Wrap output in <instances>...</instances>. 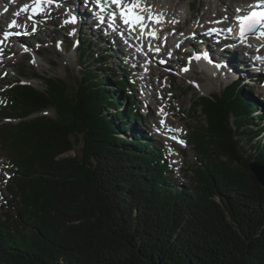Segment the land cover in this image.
Listing matches in <instances>:
<instances>
[{
    "label": "trees",
    "instance_id": "trees-1",
    "mask_svg": "<svg viewBox=\"0 0 264 264\" xmlns=\"http://www.w3.org/2000/svg\"><path fill=\"white\" fill-rule=\"evenodd\" d=\"M97 45L81 34L85 71L74 85L23 72L1 88L0 151L17 213L0 215V264H264V187L249 169L264 165V99L235 79L196 96L199 125L187 138L198 162L181 186L163 145L136 132L126 67Z\"/></svg>",
    "mask_w": 264,
    "mask_h": 264
},
{
    "label": "rangeland",
    "instance_id": "rangeland-1",
    "mask_svg": "<svg viewBox=\"0 0 264 264\" xmlns=\"http://www.w3.org/2000/svg\"><path fill=\"white\" fill-rule=\"evenodd\" d=\"M17 1L20 5H17L12 9L13 13L9 18L7 15L3 16V20L0 23V29L8 30L10 27L9 23L14 19V16L15 18L18 17L15 14L20 12L21 7L23 6L24 8V6L27 5V9H29V5L35 2V0ZM130 1L131 0H125V3ZM153 1L155 5L164 2V0ZM251 1L254 2V0H227L225 6H222L221 9L223 13L222 16L215 17V13L212 14L213 17L206 16V26L203 23H199L202 14H204L207 9V3H205V0H179L178 10L180 16L178 17V20L180 22H175H178L180 25L178 28L181 32L177 33L176 29L178 30V28H172L173 30H170V34L172 35L170 38L174 43V47L176 46V49L178 50L174 52L170 50V52H168H172L170 55L174 57L167 62H165L167 59L164 60L157 57V62H153V65L155 64L153 70L140 68L139 71V65L140 67L141 65L148 66L147 63H145V65L139 63L137 67V63H134L130 54L136 52L137 55L139 54L140 57H144L143 59H145V52L141 50L140 45L128 42L129 40L127 39L122 40L121 37H119L120 34H115V36H113V33H106V27L104 25H100V30L99 26L96 25L98 23L95 21H93L95 25L86 24L90 23L88 20H90L91 17L93 18L92 20L98 19L93 13L96 9H94L92 4L89 5L90 3L88 0H85V2H83V0H53L52 5L47 7L46 10H41L42 12L38 15L39 17L34 20L36 23H31L30 31L25 28V25H21L22 23H19V26L13 29L14 31L12 30L16 36H19L17 34L22 33V35H20V38L22 39L7 40L5 39V36L0 33V43L5 40L8 42V44L6 43V45L2 46L0 51V102L3 101L1 88L5 82L16 80L23 72H29L28 75H31L33 72L39 74L48 73L50 76L63 77V79H66L73 85L79 82L85 71V66L81 65L78 47L81 43V34H85L87 38H93L97 41V47H101L102 50H108V54H110V66L118 67L119 64H121L126 67V72L130 74V78L133 80L132 84H134V86H132V89L136 93L135 99L137 100L138 105L136 107L138 116L137 120L134 121L136 132L143 138H152V140H156L163 145V149L167 156V166L174 175L173 180L181 186L190 187V179L193 174L192 169L198 160L196 157V150L188 141L187 136L193 130V126L199 125L200 118L194 115V111L191 109L193 108L192 106L196 96H208L222 93L229 82L235 79L243 80L241 86L247 83L254 88V94L250 99H253L254 97L259 100L262 98L264 99V82L259 80L260 77L257 76L258 74L256 75L254 74L255 72H252V68H255L253 65H250L247 61L243 60L241 62L242 66H240L241 71L236 73L230 72L232 69L229 67L227 69L222 68V64L217 60L219 52L228 56L223 60L225 63H229V59L236 62L240 61L241 58L244 59L245 51L239 47L241 42L237 43L236 40H232L235 42L234 44H237V48L230 45L231 48L228 47L225 49L227 46H225V44L222 43V40L219 39L224 34L222 35L220 33V35H213L210 33V30L213 29L212 25L217 24L219 21L225 22L231 16H233L231 19L232 21L228 20L231 23L227 24V26H234V23L238 21V15L241 16L243 14H239L240 11L243 8L244 10H247ZM7 2L8 1L6 0H0L1 10L6 7L9 8ZM108 4L105 6L108 7ZM237 9H240V11H237ZM98 11L100 10L98 9ZM162 12L164 14L166 10H163ZM20 15L21 14H19V16ZM73 15L76 20L75 23L70 22ZM25 16V20L28 21L29 18L27 17L29 16ZM78 17L81 18V22L77 20ZM87 17L88 19H86ZM146 17L148 18V16L143 17L144 21L147 19ZM102 18H108V13L103 11V17L100 19ZM159 21V24H162V26L166 23V19H159ZM100 22L102 23V21ZM114 26L117 28L119 27L117 23H115ZM138 27L141 28V30L144 28L139 25ZM84 29L87 30L83 31ZM100 32H103V35L107 38L104 37V40L100 39ZM195 34H199L197 39H194L193 37ZM163 36L162 42L164 45ZM231 37L232 36H230V39ZM184 38V44H186V46L183 48L182 46L180 47V42ZM200 40L204 42L198 47ZM74 41L79 42L77 47L72 46ZM233 42L232 45H234ZM207 43L211 47H215V43L225 47H220L219 51L212 52L210 56L212 60H217L216 64H218V66H215L216 70L214 69V71H212L209 67L210 64H207L204 61H199L195 64L192 63L187 73L184 74V72H181V69L185 65H188L187 53H185V50L193 48V50L200 51ZM109 45H112L113 48ZM157 47L159 46H156V49H159ZM36 52H38L39 55ZM237 54H239V57H237ZM7 58L9 60H7ZM245 59H247V57H245ZM137 71H139V73ZM153 74L155 79L153 78ZM153 79H157L158 85L154 84ZM24 81L34 84L35 87L41 89L44 88L41 79L29 77L25 78ZM246 89L247 87H244V90ZM122 105V108L127 112L128 105L125 101H122ZM256 106L264 113L263 103L258 102ZM166 112L167 114L164 115L163 113ZM43 114L54 116L55 111L46 110ZM197 115L200 116L201 113L199 112ZM163 116H168L173 120L172 129H168L170 130L169 133L174 135L173 140L167 137L169 133H167L166 136H162L163 131H158V128L161 130L159 125L164 124V119H162ZM124 136L130 138L132 137V134L127 133ZM259 138H261L262 143L264 144V133H261ZM77 152H79L78 148L70 154H76ZM11 174L12 170L9 165V158L4 155V152L0 151V215H2V217H6L5 215L7 212L17 213L16 207L13 206V204H9L8 200L13 197V194L9 190Z\"/></svg>",
    "mask_w": 264,
    "mask_h": 264
},
{
    "label": "bare ground",
    "instance_id": "bare-ground-1",
    "mask_svg": "<svg viewBox=\"0 0 264 264\" xmlns=\"http://www.w3.org/2000/svg\"><path fill=\"white\" fill-rule=\"evenodd\" d=\"M6 1H8L7 3L9 4V10H10V12H9V16L8 17H10V16H12V13H13L12 12L13 11L12 9H14L15 6L20 5V4H18L19 3L18 1H12V0H6ZM88 2L90 3L89 5L92 4L94 6V9H96V11H93V13L97 16V18L103 17V14H101V13L103 11L107 12V10L109 9V7L105 6L106 4H108V0H88ZM138 2L140 4V8L137 9V14L140 15V16H142V17L148 16V18L146 17L147 19L145 21L143 20V25L142 26L140 24H137V26L139 25L140 27H144L143 29L146 28L147 35H144V37H141L140 36L141 34L135 33V34H133L134 38H132V41H135L136 44H139L140 47L142 48V51H144L145 53L148 54L147 61L149 62V64H148L149 65V68H146V66H143V65H141V67H140V65H139V71H140V68H146V69L153 70L154 65H155V64L153 65V62L154 61L157 62V60H156L157 57H159L161 59H164V60H166V59L169 60V57H171L170 54L172 52L178 50V49H176V46L174 47V43H173V41L170 38V36H172L170 34V30L172 28H175L176 29V28H178L180 26L178 24V22H180L178 20V17L180 16L179 15V10H178L179 0H164V2L162 4H157V5L154 4V1L153 0H138ZM205 3H207V9L204 12V14H202V17H201L199 23H203L204 25L207 26V24L205 23L206 16L213 17V15H212L213 13H215V17L222 16L223 13H222V10L221 9H222V6L223 7L225 6V4L227 3V0H205ZM127 4H129V3H127ZM30 8H32V5L29 7V9H27V11H23L22 10L23 9V6H22V8H21V13L22 14L20 16H18L17 18H15V16H14V19H13V20L17 21L18 24L19 23H22L21 25H25V28L28 31H30L29 29H30L31 23L32 22H35V21L34 20H31V19H28V21H26L25 18H24V17H26L25 15L32 14L35 17H38V15H39L37 12H34L33 10H30ZM46 8L47 7L44 4L41 5V9H45L46 10ZM154 8H158V9H154ZM229 8H231V7H229ZM98 9L100 11H98ZM250 9H251L250 7H248L247 10H244L243 9L240 12V14L243 13L242 15H245L246 13H248V12L251 11ZM28 10H29V12H28ZM163 10H166V12H164V14L162 12ZM260 10L261 11H264V7L262 6ZM99 12H100V14H99ZM148 12H151L152 14L151 13H148ZM153 15H154V19H151V18H153ZM210 15H212V16H210ZM73 17H75V16L73 15ZM156 17H159V19H166V21H165L166 23L165 24L163 23L164 24L163 26H162V24L160 25L159 23L155 22V18ZM232 17L233 16H231L229 18V20H231ZM86 19H88V17ZM86 19H84V20H86ZM92 19L93 18L91 17V19L88 20V21H90V23H86V24L91 25V23L94 21ZM77 20L80 21V22L82 21L80 17H78ZM175 21H178V22H175ZM35 23H34V25H35ZM236 24H237V27H238L239 23H236ZM96 25L99 26V29L101 30L100 24H96ZM222 25L223 24L218 23V24H215V25H212V26L213 27H221ZM101 26H103V25H101ZM220 29H221V31H219V32L222 35L224 34L225 36H227L225 34L223 28H220ZM234 29H236V28H234ZM8 30H9V28H8ZM178 30H179V28H178ZM178 30L176 29L177 32H178ZM117 31L119 32V29L116 26H114L113 29H107V26L105 28V32L106 33L107 32L113 33L112 34L113 36H115V34H117ZM162 31L164 32V35H165V36H163L164 37V45H163V42H162V37H157L156 36L158 33H160V32L162 33ZM153 32H155V36L152 35ZM262 33H264V30L263 29L261 30V32L258 35H255V36L249 35V36L243 37V39H240V41H237V42H241V44H240L239 47L242 50L245 51L244 59L241 58L240 61H238V62L232 61V60L229 59L228 60L229 61V64H225V62L223 60L225 58H227L228 56L227 55H223L222 52H219L218 55H217V58H218L217 60H219L220 63L222 64L221 67L222 68H225V69H227L229 67V68L232 69V70L230 69L231 70L230 72L239 73V71H241V67L240 66H242L241 65V62L243 60H245L250 65H253L255 67V68H252V72H255L254 74H256V75L258 74L257 76H259L261 78V75H260V73L258 71H263L264 72V55H263V53H264V35H262ZM224 35L221 36L220 39L222 40V42H224L225 46H227L226 48L224 46L220 45V44L218 46H216V44H215V47H211L208 43L205 44L202 48L208 50V52L210 53V56H211L212 52L219 51L220 50V47L227 49L228 47H230L229 46L230 41ZM18 39H22V38H18L17 37V40ZM5 43H6V41H5ZM155 43H156V46H159V47H157V48H159L158 51H157L156 48H154V44ZM182 43L183 42L181 40L180 44H182ZM154 49H155V51H154ZM170 50H172V52L171 53H168V52H170ZM0 51H1V48H0ZM195 52L198 53L197 50ZM166 54H167V56H166ZM130 55H131L134 63H137V65H136L137 67H138V64L139 63H142L143 62V58L144 57L143 58L140 57L139 54L138 55L136 54V52H134L133 54H130ZM256 55H257V57H256ZM200 57H202V56H200ZM245 57H247V59H245ZM7 60H9V59L7 58ZM217 60L216 59H213L212 61L215 62V63H217L216 62ZM142 64H145V63L143 62ZM139 71H137V72L139 73ZM238 76H240V75H238ZM248 76H249V74H248ZM153 78L155 79L154 74H153ZM154 79H153L154 84L155 85H158L157 79L156 80H154ZM166 111H167V109H166ZM166 114H167V112L164 113V115H166ZM164 118H165L164 119V122L167 125L164 126V125L161 124V126L172 129V122H173V120H171V118L168 117V116H164Z\"/></svg>",
    "mask_w": 264,
    "mask_h": 264
},
{
    "label": "snow or ice",
    "instance_id": "snow-or-ice-1",
    "mask_svg": "<svg viewBox=\"0 0 264 264\" xmlns=\"http://www.w3.org/2000/svg\"><path fill=\"white\" fill-rule=\"evenodd\" d=\"M43 2L52 3L53 0H35V7L33 9L34 12H40L41 4ZM113 4H115L118 8H120V15L124 20V23L126 25L135 26L137 24L143 25V17L137 14V9L140 8V4L138 0H132L131 3L125 5L123 3V0H111ZM260 5H264V0H258L257 5L250 6L253 10L249 12L248 15L237 17V20L240 25V31L239 35L241 39L245 36V34L252 30L257 25H264V11H258L256 8L260 7ZM23 11H27V5L24 6L22 9ZM237 11H240V9H237ZM15 15L19 16V12H17ZM71 23H75V17H73L70 21ZM155 22L159 23V17L155 18ZM12 27H16V21L13 20L11 22ZM35 30V29H33ZM229 32H231V29H228ZM5 39L8 37V33H5ZM153 36H155V32L152 33ZM264 35V33H262ZM158 51V49H157Z\"/></svg>",
    "mask_w": 264,
    "mask_h": 264
},
{
    "label": "water",
    "instance_id": "water-1",
    "mask_svg": "<svg viewBox=\"0 0 264 264\" xmlns=\"http://www.w3.org/2000/svg\"><path fill=\"white\" fill-rule=\"evenodd\" d=\"M257 32H253L252 34H256ZM249 169L255 174L257 180L264 187V165H262L259 161L253 160L250 162Z\"/></svg>",
    "mask_w": 264,
    "mask_h": 264
}]
</instances>
